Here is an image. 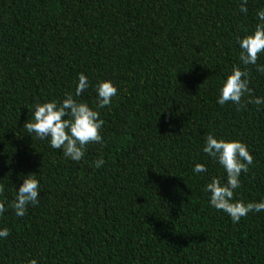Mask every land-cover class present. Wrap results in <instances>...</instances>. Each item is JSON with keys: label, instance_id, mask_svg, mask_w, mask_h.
<instances>
[{"label": "trees", "instance_id": "1", "mask_svg": "<svg viewBox=\"0 0 264 264\" xmlns=\"http://www.w3.org/2000/svg\"><path fill=\"white\" fill-rule=\"evenodd\" d=\"M0 0V264H264V211L232 222L203 186L223 169L206 135L237 139L252 164L233 199L264 198V103H216L239 64L237 42L264 0ZM257 65H264V52ZM252 97L264 72L247 65ZM77 73V99L95 107L97 80L117 93L99 109L102 143L79 161L23 123L34 104L60 100ZM103 157L100 168L94 161ZM207 171L194 174L195 163ZM35 173L38 203L10 207L21 177Z\"/></svg>", "mask_w": 264, "mask_h": 264}, {"label": "clouds", "instance_id": "2", "mask_svg": "<svg viewBox=\"0 0 264 264\" xmlns=\"http://www.w3.org/2000/svg\"><path fill=\"white\" fill-rule=\"evenodd\" d=\"M241 0V12H246ZM255 27L242 37L237 38L240 48L239 64L233 65L231 71L225 75L219 87L216 103L224 105L231 101L240 104L241 98L248 94V103L260 105L264 97H252L249 88L247 65H256L257 72H264V65H257L258 53L264 52V8L256 12ZM90 81L83 73H77L74 89L65 93L60 100L50 99L34 104L31 117L23 123L27 133L34 134L38 139L47 138L54 149H60L63 156L72 161H79L84 156L86 147L91 143H102V127L105 121L101 118L99 109L112 103L116 96V85L110 79L97 80L95 84V107L77 99L82 91L88 89ZM202 152L213 158L223 169L224 181L217 176L210 177L203 186L208 194V203L217 210L225 212L232 222H238L249 212L264 211V198L258 201H243L233 199V190L240 186V174L246 172L252 164V156L248 146L237 139L217 138L209 133L205 136ZM104 164L103 157L94 161V166L100 168ZM204 163H195L194 174L206 172ZM22 182L16 187L15 198L10 207L16 216H23L28 205L38 203L40 184L35 173H28L21 177ZM3 185H0V192ZM5 211V203L0 201V214ZM9 235L7 227H0V238ZM27 264H38L35 258H30Z\"/></svg>", "mask_w": 264, "mask_h": 264}]
</instances>
